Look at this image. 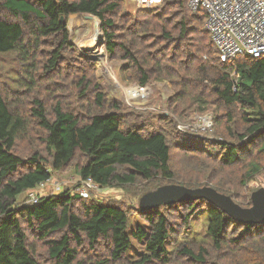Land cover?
Returning <instances> with one entry per match:
<instances>
[{"label":"trees","instance_id":"1","mask_svg":"<svg viewBox=\"0 0 264 264\" xmlns=\"http://www.w3.org/2000/svg\"><path fill=\"white\" fill-rule=\"evenodd\" d=\"M189 2L164 0L132 15L123 0H0V54L18 55L26 67L23 82L31 83L20 81L24 88L34 89L36 80L70 63L69 17L89 14L102 22L109 56L126 62L129 81L141 87L168 82L173 90L171 114H155L166 130L148 128L154 113L127 112L108 102L81 57H75L85 73L80 95L92 94L84 110L58 102L51 113L37 94L22 110L0 86V264H43L41 246L50 264H264V224L239 223L204 199L142 207L137 211L143 221L134 224L135 209L70 192L19 207L24 194L51 177L50 161L39 151L26 158L18 153L20 140L34 130L54 170L80 159L78 175L101 188L175 181L199 189L211 183L252 207L248 185L264 174V56H242L235 66L222 63L205 29V12L191 10ZM212 108L221 112L215 111L210 138L173 126L174 117L184 120L187 113ZM174 149L184 155L186 175L174 168ZM174 209L183 210L178 223L171 218ZM199 215L208 241L188 238ZM82 250L96 254L89 259Z\"/></svg>","mask_w":264,"mask_h":264},{"label":"rangeland","instance_id":"2","mask_svg":"<svg viewBox=\"0 0 264 264\" xmlns=\"http://www.w3.org/2000/svg\"><path fill=\"white\" fill-rule=\"evenodd\" d=\"M125 11L129 14L136 15L140 8L135 0H123ZM90 16L89 14H77L69 17L68 20V28L70 30V43L73 45L72 50L66 51L65 53L67 61L62 62V65L51 75L44 76L43 78H39L35 83H32L34 89L26 87V85H31V83L23 82L24 77H26V67L21 64V61L16 53L9 54H0V86L3 90L8 91V95L13 96L16 99L18 106L22 108V110H28L30 108L29 103L33 95L37 94L46 102L47 109L52 113L53 107L58 103L62 102L65 109H81L86 106L91 107L92 99L91 96H81L79 83L80 79L85 74L82 72V65L78 60V58L84 59V64H88L93 70L88 73V77L94 79V84H99L101 90L105 93V97L108 102H115L123 106L124 110L127 112H135V113H154L150 117L147 118L146 122L148 123V128L153 126L155 129H162L163 125H160L158 122L157 115L167 114L170 115L169 111V102L173 95V90L171 88V84L168 82H152L146 87H141L137 83L131 82L127 79L126 69L124 65L126 62L121 59L112 58L109 56L107 51V42L103 31V25L100 30L103 34V45L105 46L106 54L108 57L109 65L112 68L113 75L115 79L125 88H130L133 86H139L143 89H150V93L143 97L135 98L132 103H127L123 94L115 89V85L112 84L111 80L107 75L103 73L102 66L96 58H92L89 54V46L92 43V37L96 34V23L100 27L99 22L100 19L93 16L94 18H87ZM92 16V15H91ZM99 21V22H98ZM102 24V22H101ZM82 45V47L80 46ZM49 46V45H48ZM48 46L45 49H49ZM73 57V58H72ZM75 57H78L77 59ZM75 59V62H74ZM72 69V70H71ZM76 70L78 72H76ZM233 77L237 80L238 77ZM233 78V79H234ZM22 84H26L21 86ZM238 82H235L237 85ZM84 110V108H83ZM87 110V109H86ZM95 109H89V111H95ZM220 111L219 109H216ZM215 109H210L206 114L199 113H187L185 115L184 120L177 119L174 117L177 125H173L178 131L182 132L179 129V125H186L187 130L183 133L189 134L197 137H207L210 138L214 130V120L216 117ZM221 112V111H220ZM172 117V116H171ZM209 117L210 120H207V123L211 122L210 127L204 125V121L202 118ZM190 121L193 124H189ZM166 126V127H165ZM165 129H169L168 125H165ZM39 133L37 130H34L29 138L26 140H20L18 143V153L22 155V157L26 158L31 156L35 151H39L41 155L47 158L50 163H48V169L51 172L50 182L44 188H38V194L40 197V202L43 199L49 198L51 196L62 195L65 192H70L71 195L79 196L88 201H100L105 204H120L127 209H135L134 212L131 213V221L133 224L138 220L141 221L142 217L140 216L137 210H140L142 207L146 208L147 202L145 201L146 195L154 193L158 191L160 188H164L167 186H181L177 183L161 181V183H157L155 185H150L149 183H140L136 186L132 187H116V188H101L95 183H91L88 187L84 188V181L77 173L76 165L77 163H81L82 160L76 159L72 166L66 168V170H54L52 168V160L50 154L45 150L44 145L38 140ZM173 153V164L177 173H182L186 175L184 171L185 165L184 163V155H180L177 153V150L174 149ZM186 159V158H185ZM188 164V163H187ZM229 176V171L227 173ZM223 179V178H222ZM203 186H213L211 183H204ZM184 187V186H181ZM155 188V189H154ZM204 188V187H203ZM154 189L153 191L145 192L147 190ZM248 195L250 196V200L252 201L253 193L257 192L260 189H264V174L258 177L255 181L251 182L248 185ZM229 196V195H227ZM230 197V196H229ZM232 198V197H231ZM234 199V198H232ZM236 200V199H234ZM19 207L27 206L29 203L28 193L24 194L20 199ZM29 206V205H28ZM80 206H77L79 209ZM183 211L181 209L173 210L171 218L173 222L178 223L181 220L180 215ZM203 215H199L195 217L192 221V231L189 233L188 238L191 241H208V238L205 234V225L202 219L204 217H200ZM143 221V219H142ZM210 241V240H209ZM39 253L43 256H40L43 264H50V262L46 259L44 248L39 247ZM104 250L100 247L98 253H103ZM96 252L84 251L82 250V255H86L89 259L93 258ZM134 254V253H133Z\"/></svg>","mask_w":264,"mask_h":264},{"label":"built area","instance_id":"3","mask_svg":"<svg viewBox=\"0 0 264 264\" xmlns=\"http://www.w3.org/2000/svg\"><path fill=\"white\" fill-rule=\"evenodd\" d=\"M140 9H151L161 5L164 0H135ZM189 7L206 14L205 29L211 36L222 63L232 66L242 57L259 59L264 56V0H190ZM234 76L238 77L237 71ZM237 82V81H236ZM237 85L234 91L237 90ZM208 128L209 117L202 118ZM189 124H193L190 121ZM186 125L180 124L182 132ZM50 179L40 183L28 192L29 206L40 203L38 188H44ZM94 183L92 179L84 181V188Z\"/></svg>","mask_w":264,"mask_h":264},{"label":"water","instance_id":"4","mask_svg":"<svg viewBox=\"0 0 264 264\" xmlns=\"http://www.w3.org/2000/svg\"><path fill=\"white\" fill-rule=\"evenodd\" d=\"M87 18H94L87 16ZM99 22V21H98ZM102 28L101 22H99ZM103 37V34H102ZM207 200L220 208L232 219L243 224H264V189H260L252 195V207L244 208L237 204L231 197L219 193L212 187L189 189L181 186H167L158 191L146 195V209L157 208L162 205H173L185 202Z\"/></svg>","mask_w":264,"mask_h":264},{"label":"bare ground","instance_id":"5","mask_svg":"<svg viewBox=\"0 0 264 264\" xmlns=\"http://www.w3.org/2000/svg\"><path fill=\"white\" fill-rule=\"evenodd\" d=\"M100 25V24H99ZM96 34L94 37H92V43L89 46V56H93L92 58H96L100 65L102 66L103 73L107 75V77L110 78L112 84H114L118 91H120L127 103H132V101L137 97H143L146 96L148 93H150V89H143L139 86H133L130 88H124L114 77L113 71L111 66L108 62V57L106 54L105 46L103 45V39H102V31L100 33L101 27H99L96 23ZM82 47V45H80Z\"/></svg>","mask_w":264,"mask_h":264}]
</instances>
